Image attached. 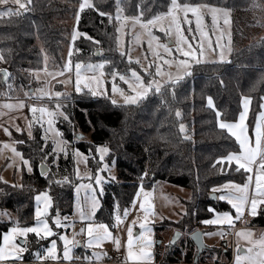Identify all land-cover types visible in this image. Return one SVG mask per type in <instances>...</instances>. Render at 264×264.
<instances>
[{
	"label": "trees",
	"instance_id": "obj_1",
	"mask_svg": "<svg viewBox=\"0 0 264 264\" xmlns=\"http://www.w3.org/2000/svg\"><path fill=\"white\" fill-rule=\"evenodd\" d=\"M85 1H89L85 4ZM116 0H31L24 10L14 9L12 15L0 16V58L8 76L2 79L0 90L8 91V83L15 91L32 83L30 71L42 67L43 57L48 65L61 66L64 51L70 42L69 20L77 18L80 37L73 42L71 61L103 59L108 74L127 73L131 64L117 45ZM179 4L210 3L232 11L233 49L231 60L196 64L185 78L165 83L136 104L115 103L107 96L93 95L89 90L62 94L57 102L68 119H58L57 127L64 139L72 141L75 133H90L91 141L78 140L75 146L89 154L88 164L93 171L99 166L95 153L98 144H107V159L115 160L117 180L107 184L100 196L101 204L96 219L112 222L115 212H123L132 202L140 183L152 186L157 180L186 187L191 191L183 198L184 212L172 224L187 232L184 246H170L165 258L169 262L194 263L197 249L190 233L205 231L202 221L215 211H230L231 205L218 197L211 198L212 188L227 181L244 183L247 174L236 170L235 164L221 163L220 158L239 150L235 138L218 126L221 118L235 121L242 110L243 96L251 98L247 117L249 133L254 126L264 98V0H177ZM171 0H121L122 11L129 16L140 14L151 20L168 12ZM21 13L19 15L15 13ZM255 12V14H253ZM253 14V17L250 16ZM259 22L254 34L249 25ZM99 50V56L95 52ZM32 75V74H31ZM66 96V98H65ZM212 97L213 108L207 105ZM54 102L56 99L53 100ZM177 112L181 116L177 117ZM217 112L220 113L219 118ZM186 125V131L180 125ZM24 157L29 159L32 171L23 174V185L16 188L0 179V242L3 233L14 224H31L35 209V195L49 191L52 212L69 215L73 211L75 163L70 154L56 157L39 127L30 139L23 132L12 131ZM188 137V138H185ZM91 152V153H90ZM55 161V163L53 162ZM51 163L42 175L40 165ZM68 177V181H64ZM57 181H61L57 183ZM12 211L11 217H2V210ZM249 226L264 227V204L257 215L251 216ZM37 240L35 235L30 241ZM219 251L226 264L232 259L230 246L222 241ZM207 247L197 263H204L214 253ZM27 250L25 260H32ZM161 260L157 255L156 262Z\"/></svg>",
	"mask_w": 264,
	"mask_h": 264
},
{
	"label": "rangeland",
	"instance_id": "obj_2",
	"mask_svg": "<svg viewBox=\"0 0 264 264\" xmlns=\"http://www.w3.org/2000/svg\"><path fill=\"white\" fill-rule=\"evenodd\" d=\"M21 6L20 8L25 7L27 3H30L31 0H16ZM117 8L115 12V17L117 21V45L118 49L124 53L127 60L131 64L130 69L127 73H113L108 74L105 70V62L103 59H93V60H74L71 61L69 56V51L72 52L73 47V33L77 31V18L74 20H69V25L71 27V36L70 42L66 45L64 51V62L61 66H50L48 65V59L46 56L43 57L42 67L35 69L33 73L30 71V79L33 82L27 84L24 88H17L15 91L11 88L13 82L8 83V91L0 90V179L6 183L11 184L16 188H20L23 185V174L28 171V166L24 164V160L29 161L24 157L23 153L19 150L16 140L12 136V131L19 129L18 132H23L28 138H32L34 135L35 127H39V130L42 132V136L49 144H51L52 151L56 145H54L53 140L63 141V146L66 149V153L70 154L74 159L75 163V176L78 179L74 187V202H73V211L69 215H64L60 212H52V197L49 191L45 190L47 194L51 197V207L48 210V215L44 217L47 220L49 227L52 228L54 235L44 239H40L35 233H28L26 236H15L13 243H8L5 246V255H8L9 249L12 251H22V259L27 255V250L33 254V257L36 258V253H39L41 256L44 255L45 250L50 245L53 239L56 240L57 247V259L53 260L47 258L43 261L40 260L39 263H28V262H19L17 259L9 257L8 260H0V264H123L121 261L127 262V264H188L184 262H169L165 256L169 247L171 245V240L176 232L180 230L172 224L173 221L180 219L182 213L184 212V204L182 202L183 198H189L191 191L186 188L176 184L168 183L164 180H157L152 186L144 185L140 183L137 192L142 186L144 192L148 193L147 202L151 205V209L148 213L149 226L152 228L151 237L153 244L151 246V257L141 261L135 262L127 260V241H128V227L131 226L133 230V236L136 237L141 232L139 223L143 220L145 216V209L141 208V203L144 201V196L140 197L134 196L135 203L133 200L131 204L125 209L127 214L125 215V210L123 212H115L112 222H107L103 220L96 219L95 215L97 210L100 207L102 195L100 192V187L95 183V176L97 175V170L104 168V165H107V168H104L99 174L104 178L102 184L103 193L106 189V186L111 181L117 180V169L115 160L109 161L107 159L110 152L109 146L107 144H98L95 147V153L97 155L99 166L93 171L88 164V156L86 152L81 150L79 147L75 146V142L78 140H84L86 142L91 141L90 133H81L76 132L72 141H68L63 138L62 135L54 136L53 133L48 132L46 134L47 123L46 118L43 122L37 123L34 120L33 113L31 108L33 106L46 107L50 111L56 110V105L58 98L43 96L41 95V90L49 93H61L67 94L70 92L76 91V65L79 63L82 65V71L80 73L81 83L80 88L82 92L84 89L89 90L92 94L98 96H107L111 101L115 100L116 103H125V97L134 96L135 92L132 88L129 87V84H132V87L136 91H141L139 88L138 82L131 80V71L135 70L141 77L144 86H148L150 83L153 84L152 90L148 92L146 97L155 89V85H159V89L167 82L178 81L185 78L188 74L191 73L196 64L206 63V62H226L231 60L232 49H233V37H232V11L227 7L220 5L210 4V3H185L193 6H198V11L200 13V29L198 31L195 17L191 12L187 13V19L191 23H185L184 12L183 10H177L174 12V15H160L159 19L155 20L152 23H149L151 20H144L141 18L140 14H135L132 16L126 15L120 6L121 0H116ZM10 2H15L12 0ZM178 3V2H177ZM179 4V3H178ZM183 5V4H181ZM169 11V10H168ZM8 10H5V13ZM168 13V12H166ZM255 14V12L253 13ZM253 14L250 18L253 17ZM119 15V19H117ZM177 21L181 26L183 35L187 38V44L180 42L178 44V31H177ZM253 24L249 25V32L254 34L258 29L259 22L253 21ZM191 28L192 31H189ZM200 31L207 33V36H201ZM81 34L77 35L80 37ZM76 37V38H77ZM202 42L203 52L202 55H199V45ZM188 44H191L193 50L196 52V58L199 59V62H196V59L189 61V65L185 66L181 61L186 58L183 56L182 52L177 51V48L180 46L187 50ZM166 45L168 49L172 51L166 52L165 48L162 47ZM218 45V46H217ZM99 52V50H97ZM96 53V52H95ZM157 53L159 55H157ZM71 63V70L64 71V65L66 63ZM138 61V62H137ZM165 61H167L165 63ZM0 58V67H5ZM93 65L97 66L94 69H89L87 66ZM103 65L102 67H99ZM159 70V71H158ZM188 73V74H186ZM32 74V75H31ZM34 74V75H33ZM124 75L129 78L126 83L124 80L120 79V76ZM88 84L90 87H86ZM118 89L116 92L113 91V86ZM156 90V89H155ZM144 97L143 99H145ZM56 99L54 102L53 100ZM143 99L138 100L136 103L141 102ZM136 103H126V104H136ZM7 105H12V107H7ZM23 105V107H21ZM60 112L63 115H60L56 118L64 119V116L68 115L61 107ZM40 113L37 112L36 116L39 117ZM55 121V129L59 131ZM29 122H32L31 135H29ZM184 125V131H186V125ZM7 129V131H5ZM60 133V131H59ZM98 147H105L108 149L107 154L104 155L103 160L100 158V154L97 152ZM15 149V152L13 151ZM82 153V157L74 158L73 153L76 151ZM19 153V154H17ZM65 152L55 153L56 157ZM91 153V152H90ZM23 157V159L21 158ZM86 157V159H84ZM30 163V161H29ZM48 166L50 170L51 163L43 162ZM31 166V163H30ZM32 168V166H31ZM79 172V176H77ZM89 184L91 183L92 188L96 189L95 192H92L90 189L81 188L77 192V185L79 184ZM214 188H212V191ZM219 188V187H218ZM43 192V191H41ZM136 192V193H137ZM220 193V191H215ZM38 194V193H37ZM36 194V195H37ZM35 195V196H36ZM95 196L98 201V207L95 209L94 213L91 209V197ZM219 195V194H218ZM37 203L35 201V207ZM84 211L86 214H91L92 220L82 219L80 216V211ZM13 214L12 211L2 210V217H11ZM59 214L61 221V226H57L54 222L55 217ZM119 215L121 222L117 223L116 215ZM249 220V219H248ZM135 221V223H134ZM247 221V220H246ZM89 222L95 224H104L107 225L109 231L111 232L114 238L118 237L120 240V247L117 248L114 239H105L103 240L99 247L93 245L92 247L87 246L89 237L87 236V224ZM248 222H245L248 225ZM36 224L35 214L33 215V221L31 224H14L9 229L13 227H32ZM208 233L204 236V241L207 247H213L214 253L211 257H207L208 251L203 253L204 263L199 264H215L216 258L219 257L220 261H225V257L219 251L222 249L221 232L219 230L210 231L213 228V224H206ZM5 231L7 233L9 231ZM83 229V231H82ZM181 231V230H180ZM242 233H250L247 235V238L252 239V230L245 229ZM35 235L37 240L30 241V236ZM60 235H65L70 241H79V243L70 245L69 255L72 257L70 260L64 259V243L59 239ZM261 231H257L255 241H259L261 238ZM230 237V233L228 235ZM260 237V238H259ZM187 240V232H183L182 237L178 240L175 246H184L181 244L182 240ZM254 242L248 249H253L255 251ZM229 244L230 241H228ZM3 244V236L0 242V245ZM227 244V247L228 245ZM195 245V244H194ZM196 247V246H195ZM231 248V247H230ZM235 249L233 264H235V257L237 254H244L245 252L239 249ZM24 249H27L24 251ZM232 251V249H231ZM93 252L101 253L100 259L97 260L93 256ZM117 252L121 253V257L115 258ZM233 252V251H232ZM160 254L161 260L156 262L157 255ZM86 257H91V259H86ZM37 259V258H36ZM195 262V261H194ZM194 264V263H191ZM218 264V263H216Z\"/></svg>",
	"mask_w": 264,
	"mask_h": 264
},
{
	"label": "snow or ice",
	"instance_id": "obj_3",
	"mask_svg": "<svg viewBox=\"0 0 264 264\" xmlns=\"http://www.w3.org/2000/svg\"><path fill=\"white\" fill-rule=\"evenodd\" d=\"M177 10H183L184 12V20L185 23H191L187 19V13L191 12L193 16L195 17L197 29L199 31L200 29V13L198 11V6H193L190 4H178L177 0H171V4L169 5V11L168 13L160 14V15H174V12ZM12 15V11L8 10V12H0V16L2 15ZM17 15L21 14L19 12L15 13ZM160 17H154L153 21H150L149 23L154 22L155 20L159 19ZM117 19H119V15H117ZM177 31H178V44L180 42L182 43H188L187 38L183 35V31L181 29V26L179 25V22L177 21ZM189 31H192L191 28H189ZM77 35L79 33L75 32L73 33V40L76 39ZM201 36H207V33H204L200 31ZM218 46V45H217ZM165 48L166 52H171V49H168L166 45L162 46ZM200 51L199 55H202L203 52V45L202 42L199 45ZM177 51L182 52L183 56L186 58L185 60L181 61L182 64L185 66L189 65V61L196 59V62H199V59L196 58V52L193 50V47L191 44H188L187 50H185L182 47H178ZM71 50L69 51V56H71ZM157 55H159L157 53ZM138 62V61H137ZM167 61H165L166 63ZM103 65H100L99 67H102ZM76 91L79 93L81 91L80 83H81V77L80 73L83 70L81 64H77L76 66ZM89 69H94L97 66L88 65ZM71 70V63H66L64 65V71ZM131 71V80H135L138 82L139 88H141V91H136L135 88L132 87V84H129V87L132 88V90L135 92L134 96H127L125 97V103H136L138 100L143 99L146 97L148 92L152 90L153 84H149L148 86H144L143 81L139 74L135 70ZM159 71V70H158ZM3 74L5 76L8 75L7 70H2ZM188 74V73H186ZM120 79L124 80L126 83L128 82L129 78L121 75ZM171 83H175V81H170ZM86 87H90V85L86 84ZM155 89L158 92L159 91V85H155ZM118 89L113 86V91L116 92ZM41 95L43 96H49L60 98L61 93H49L41 90ZM95 95V93H93ZM66 98V96H65ZM264 99V98H262ZM251 98L248 96H243L241 99L242 108L243 111L239 113L238 120L235 122H226V121H219L218 120V126L221 129H226L227 132L230 134L231 137L235 138L236 143L239 145V150L236 152H229L227 156L221 157L220 162L223 163V161H228L229 164H231L233 161L236 165V170L240 171L241 169L244 170V174H247L246 181L241 184H234L231 181L223 184L220 186V188L228 189L226 195H221L219 199L221 200H227L229 204L232 205V207L236 210V213L241 214L243 211L244 206L249 202V187L250 184L253 182L255 183V196L251 198V214L253 216L257 215V205L258 204H264V110L260 111L257 115L256 122L254 126L251 128L252 135H249V125L245 123L249 104H250ZM113 104L116 103L115 100L112 101ZM207 105L209 108H213V99L212 97L207 98ZM7 107H12V105H7ZM23 107V105H21ZM62 105L57 103L56 110L50 111L46 107H39L33 106L31 108V111L33 113V117L35 122L41 123V126H43V122L46 118L47 123V129L46 134L48 132L53 133L54 136H60L61 133H59L58 130L55 129V121L56 118L60 115H63L62 112H60ZM261 109H264V104L260 105ZM39 112V117L36 116V113ZM181 114L177 112V117L179 118ZM220 113L217 112V117L219 118ZM64 119L67 120L68 117L65 115ZM31 127L32 122H29V135H31ZM19 131V129H17ZM180 130L184 131V125H180ZM7 131V129H5ZM188 138V137H185ZM45 139H47V135L45 136ZM54 147L53 151L55 153L59 152H65L66 149L63 146V141H57L53 140ZM13 151L15 152V149L13 148ZM97 152L100 154L101 160H103L104 155L107 154L108 149L105 147H98ZM19 154V153H17ZM20 155V154H19ZM74 158L82 157V153H80L78 150L73 153ZM23 159V157H21ZM86 159V157H84ZM26 166H28V171H32V168L30 166L29 161L24 160L23 161ZM55 163V161H53ZM104 168H107V165H104ZM98 169L97 175L95 176V183L100 187V192L103 194V187L102 184L104 182V178L99 174L101 171L104 170ZM47 173L42 172V175H46ZM77 176H79V172H77ZM64 181H68V177L63 178ZM61 181H57V183H60ZM77 192L81 188L90 189L92 192H95L96 189L92 188L91 183L89 184H79L76 186ZM219 188H214L213 191H219ZM238 193V195H237ZM141 195L144 196V201L141 203V208L145 209V216L143 220L139 223V227L141 229V232L138 236H133V230L132 227H128V241H127V260L135 261V262H141L151 257V246L153 244V240L151 237L152 228L149 226V219H148V213L151 209V205L147 202L148 193L144 192L143 187L141 186L139 191L136 193V197H140ZM135 199L133 200V203H135ZM35 201L37 203V206L34 209V214L36 217V224L32 227H13L9 229L7 233L3 235V244L0 245V260H8L9 257H12L14 259H22V251H12L9 249L8 255H5V246L8 243L14 244V238L15 236H26L28 233H35L40 239H44L47 237H51L54 235V232L52 228L49 227V224L47 220L44 219L45 216L48 215V210L51 207V197L47 194L46 191L39 192L35 196ZM98 207V201L96 197L93 195L91 197V209L94 213L95 209ZM209 211L214 212L215 210L209 206ZM127 214V210H125V215ZM80 216L82 219H87L89 221L92 220L91 214H86L84 211H80ZM56 225L59 227L61 226V221L59 218V214H57V217L53 218ZM116 221L117 223L121 222L120 216L116 215ZM206 224H223L225 222L231 224V218L228 213H218L215 218L208 219L205 221H202ZM135 223V221H134ZM83 231V229H82ZM250 233H241V235H249ZM208 235H212V233H208ZM87 236L89 237L87 246L92 247L93 245L99 247L100 243L105 239H114L116 247H120V240L118 237L114 238L109 231V228L107 225L104 224H95L92 222H89L87 224ZM59 239L63 241L64 243V259L70 260L72 257L69 255L70 252V245H75L79 243V241H70L67 236L60 235ZM255 251L253 249H247L244 254H237L235 257V264H264V236L261 237L259 241L255 244ZM27 249H24L26 251ZM239 253V248H238ZM36 258L38 260H45L47 258L56 260L57 259V247H56V240L53 239L48 246V248L45 250L44 255L41 256L39 253H36ZM93 256L96 257L97 260L100 259L101 253L93 252ZM86 259H91V257H86Z\"/></svg>",
	"mask_w": 264,
	"mask_h": 264
},
{
	"label": "crops",
	"instance_id": "obj_4",
	"mask_svg": "<svg viewBox=\"0 0 264 264\" xmlns=\"http://www.w3.org/2000/svg\"><path fill=\"white\" fill-rule=\"evenodd\" d=\"M12 0H0V12H5V10H14V9H18V10H24L27 6H28V3L26 4L25 7H22L20 8L19 6H21V4L15 0V2H10ZM85 4H88L89 1H85L84 2ZM34 75V74H33ZM262 104H264V99H263V102ZM250 105L251 103L249 104V109H248V113H249V110H250ZM264 110V109H261V111ZM243 111V108L242 110ZM248 113H247V117H248ZM247 117H246V121L245 123L247 124ZM238 120V119H237ZM235 120V121H237ZM219 121H226V120H222L221 118L219 119ZM235 121H226V122H235ZM249 135L251 136V134L249 133ZM223 162H226L227 164H229L228 161H223ZM233 164H235V162L233 161L232 162ZM231 163V164H232ZM229 182V181H227ZM227 182H224L223 184L227 183ZM232 183L234 184H243V183H239V182H234V181H231ZM221 184V185H223ZM217 186V188L219 187V195L218 197H220L221 195H226L227 192L229 191L228 189H223V188H220V186ZM238 195V193H237ZM248 195H249V202L244 206L243 208V211L241 214H243L244 212H248L251 216V198H253L255 196V183H254V178H253V182L250 184V187H249V192H248ZM227 201V200H225ZM228 202V201H227ZM231 205V204H230ZM263 205V204H258L257 205V211L258 209L260 208V206ZM232 207V205H231ZM234 213L230 212V211H223V212H219V211H214V214L211 218L209 219H212V218H215L216 215L218 213H228L230 218H231V224L225 222L223 224H213V228L210 230V231H214V230H219L221 232V239L219 241V243L222 241H225V244H229L228 241L231 242H234L235 246L233 248V252H232V259L230 260V264H233V258H234V253H235V249L236 247L239 246V249H241L242 251H246L248 249L249 246H251L254 242L252 241V239L255 241V238H256V233L257 231H261V236H264V227H254V226H249V225H246L245 222L249 221H244L242 226H238V221H237V217H238V214L236 213V210L232 207ZM239 214V215H241ZM208 220V219H206ZM205 221V220H204ZM245 229H251L252 230V239H249L247 238V235H241L242 231L245 230ZM209 231L205 230L204 231V236L208 233ZM230 233V237H228ZM259 237V238H260ZM261 239V238H260ZM259 239V240H260ZM256 242V241H255ZM230 246V244H229ZM33 259L28 261V260H25L24 258L23 259H17V261L19 262H28V263H39L40 260L36 259L35 257H32ZM155 264H158V263H155Z\"/></svg>",
	"mask_w": 264,
	"mask_h": 264
},
{
	"label": "water",
	"instance_id": "obj_5",
	"mask_svg": "<svg viewBox=\"0 0 264 264\" xmlns=\"http://www.w3.org/2000/svg\"><path fill=\"white\" fill-rule=\"evenodd\" d=\"M95 56L96 57L99 56V52L98 51H96ZM2 70H5V69L3 68V69L0 70V73L2 74V79L6 80L8 75L5 76L3 74V72H2ZM40 171H41V173L42 172L46 173L48 171V166L46 164L42 163L40 165ZM211 198L212 199H216L217 198V194L215 192H213L211 194ZM182 234H183L182 231L176 230V232H175V234H174V236H173V238L171 240V245L170 246L175 245L178 242V240L182 237ZM190 238L193 241V243L195 244L196 249H197V254H196V257L194 259V261H195L194 264H197L198 259H199V255L207 248V245H206V243L204 241V232H203V230L202 229H197V230L193 231L192 233H190Z\"/></svg>",
	"mask_w": 264,
	"mask_h": 264
},
{
	"label": "built area",
	"instance_id": "obj_6",
	"mask_svg": "<svg viewBox=\"0 0 264 264\" xmlns=\"http://www.w3.org/2000/svg\"><path fill=\"white\" fill-rule=\"evenodd\" d=\"M250 218H251V215H250L248 212H244L243 214L239 215V216L237 217L238 226H242L243 222L246 221V220H248V219H250ZM234 246H235L234 242H231L230 247H231L232 251H233ZM121 256H122V255H121L120 252H117V253L115 254V258H119V257H121ZM121 262H122L123 264H127V262H125V261H121ZM197 264H199V263H197ZM226 264H230V262H228V263H226Z\"/></svg>",
	"mask_w": 264,
	"mask_h": 264
},
{
	"label": "bare ground",
	"instance_id": "obj_7",
	"mask_svg": "<svg viewBox=\"0 0 264 264\" xmlns=\"http://www.w3.org/2000/svg\"><path fill=\"white\" fill-rule=\"evenodd\" d=\"M204 232V231H203Z\"/></svg>",
	"mask_w": 264,
	"mask_h": 264
}]
</instances>
